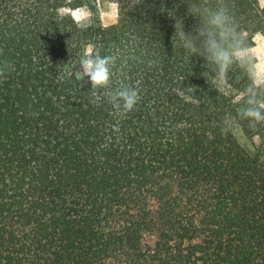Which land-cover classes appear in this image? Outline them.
<instances>
[{"label":"trees","instance_id":"obj_1","mask_svg":"<svg viewBox=\"0 0 264 264\" xmlns=\"http://www.w3.org/2000/svg\"><path fill=\"white\" fill-rule=\"evenodd\" d=\"M94 1L114 23L79 26L87 0H0V264H264L250 81L239 65L217 80L176 28L223 4L253 48L263 1ZM87 45L114 58L108 89L66 74ZM122 85L140 97L125 114Z\"/></svg>","mask_w":264,"mask_h":264},{"label":"clouds","instance_id":"obj_2","mask_svg":"<svg viewBox=\"0 0 264 264\" xmlns=\"http://www.w3.org/2000/svg\"><path fill=\"white\" fill-rule=\"evenodd\" d=\"M188 10L199 23L192 33L186 34L182 21L177 20V33H183L184 49L192 56H202L205 67L220 81H223L233 65H239L250 81L243 94L246 99L240 115L253 124L264 121V59H260L248 46L246 37L238 29L225 5L221 4L215 8H196L188 5ZM113 63V57L100 55L98 51H93V46L87 45L82 49L79 58L80 70L66 74L81 81L88 78L92 89H108L113 75ZM139 98L138 90L126 85L108 92L109 102L121 114L133 110ZM230 129L231 124L226 121L225 131Z\"/></svg>","mask_w":264,"mask_h":264},{"label":"rangeland","instance_id":"obj_3","mask_svg":"<svg viewBox=\"0 0 264 264\" xmlns=\"http://www.w3.org/2000/svg\"><path fill=\"white\" fill-rule=\"evenodd\" d=\"M90 5L81 7L71 11L79 26L85 27L93 23L94 20L100 22L103 27H107L114 23L118 16L117 5L108 2H96L94 0H87ZM264 3V0H262ZM258 54L260 59H264V38L257 36L255 38V45L252 48Z\"/></svg>","mask_w":264,"mask_h":264}]
</instances>
